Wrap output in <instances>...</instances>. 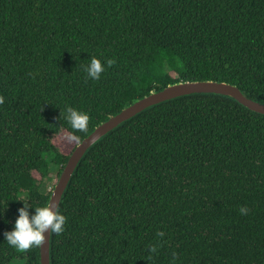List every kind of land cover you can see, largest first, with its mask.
Segmentation results:
<instances>
[{
	"label": "trees",
	"instance_id": "obj_1",
	"mask_svg": "<svg viewBox=\"0 0 264 264\" xmlns=\"http://www.w3.org/2000/svg\"><path fill=\"white\" fill-rule=\"evenodd\" d=\"M93 56L114 60L99 80ZM195 81L264 103V0H0V264H39V247L11 248L3 232L22 195L48 203L72 152L54 143L70 130L65 105L90 116L81 141ZM58 208L50 264H264V115L218 94L150 107L85 152Z\"/></svg>",
	"mask_w": 264,
	"mask_h": 264
},
{
	"label": "water",
	"instance_id": "obj_2",
	"mask_svg": "<svg viewBox=\"0 0 264 264\" xmlns=\"http://www.w3.org/2000/svg\"><path fill=\"white\" fill-rule=\"evenodd\" d=\"M192 94H218L233 98L240 105L250 111L264 115V103L248 98L237 86L215 81L179 82L168 85L159 91H152L148 95L134 100L118 113L110 116L106 121L96 126L70 153L48 199L53 207H59L62 195L69 184L85 152L101 137L112 131L120 124L130 120L144 110L160 103ZM47 203V204H48ZM51 235L45 244L39 247V264H50Z\"/></svg>",
	"mask_w": 264,
	"mask_h": 264
},
{
	"label": "clouds",
	"instance_id": "obj_3",
	"mask_svg": "<svg viewBox=\"0 0 264 264\" xmlns=\"http://www.w3.org/2000/svg\"><path fill=\"white\" fill-rule=\"evenodd\" d=\"M113 63L114 60L110 58L102 62L95 56L91 57L85 66L87 78L99 80L106 66H111ZM4 102L5 98L0 96V104ZM63 119L70 129L66 139L79 144L80 138L77 133L87 130L90 121L89 114L73 106L65 105ZM17 200L21 202L22 206L16 210L18 215L12 223L11 230L3 232V241H6L11 248L20 251L38 248L45 244L46 234L48 238L51 234L59 236L65 231L67 217L61 213L58 207H53L50 203L44 206H33L29 202L27 194ZM30 208L34 210L31 213L29 212ZM248 211L246 206L239 208L241 215H246ZM148 251L150 254L157 253L158 245H150Z\"/></svg>",
	"mask_w": 264,
	"mask_h": 264
},
{
	"label": "rangeland",
	"instance_id": "obj_4",
	"mask_svg": "<svg viewBox=\"0 0 264 264\" xmlns=\"http://www.w3.org/2000/svg\"><path fill=\"white\" fill-rule=\"evenodd\" d=\"M67 134L66 133H62L59 136H57V138L54 140V143L57 144L59 146V148L62 150V152L64 153H70L71 151H73V149L75 148V146L77 145V143L75 141H68L66 139ZM36 177H38V175L35 173L34 174ZM59 176V175H58ZM54 174L51 176L52 178H50L49 181H46L45 183V187L47 190L53 189L57 178ZM11 264H14V261H12Z\"/></svg>",
	"mask_w": 264,
	"mask_h": 264
}]
</instances>
